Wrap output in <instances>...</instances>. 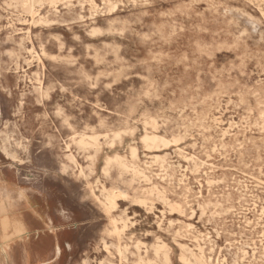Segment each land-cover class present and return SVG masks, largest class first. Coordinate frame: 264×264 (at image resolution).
<instances>
[{"label":"rangeland","instance_id":"1","mask_svg":"<svg viewBox=\"0 0 264 264\" xmlns=\"http://www.w3.org/2000/svg\"><path fill=\"white\" fill-rule=\"evenodd\" d=\"M194 254L264 264V0H0V264Z\"/></svg>","mask_w":264,"mask_h":264},{"label":"bare ground","instance_id":"2","mask_svg":"<svg viewBox=\"0 0 264 264\" xmlns=\"http://www.w3.org/2000/svg\"><path fill=\"white\" fill-rule=\"evenodd\" d=\"M26 2H27V0H26ZM36 2V0H28V4H29V6L30 7H33V5H34V3ZM104 2V1H103ZM32 10V9H31ZM33 14H34V12H33ZM32 17L34 18V16L32 15ZM33 21V20H32ZM31 26V25H30ZM40 59V58H39ZM41 60V59H40ZM44 68V67H43ZM74 137H76V136H74ZM73 137V138H74ZM85 137V136H84ZM144 140H145V142L146 143H148L149 145H151V146H154V145H156L158 142H165V139L164 138H161L160 136H158V135H156V134H152V135H146L145 136V138H144ZM82 143H85V141L84 140H82L81 141ZM74 158V157H73ZM126 160V159H125ZM72 161V160H71ZM110 162V161H109ZM118 162V161H117ZM119 163L121 164V166L122 167H127V165H126V163H124L123 161H121L120 159H119ZM146 163H144V165H145ZM133 166V165H132ZM81 169V168H80ZM148 169V168H147ZM160 170V169H159ZM149 171V170H148ZM165 173V172H164ZM152 175H153V173H152ZM155 175H157V174H155ZM152 177V176H151ZM162 178V177H161ZM157 179V178H156ZM160 181H161V179H160ZM165 183H166V181H165ZM167 184V183H166ZM169 184V183H168ZM153 189H156V188H153ZM166 192V191H165ZM173 195H175V194H173ZM176 196V195H175ZM215 196V195H214ZM200 197V196H199ZM181 198V197H180ZM180 198H178V199H180ZM180 200H182V199H180ZM184 200V199H183ZM197 202V201H196ZM186 203V202H185ZM178 205V204H177ZM186 206V205H185ZM188 207H189V205H187ZM198 209V208H197ZM190 211H191V208H190ZM196 213V212H195ZM194 216V215H193ZM115 224V223H114ZM189 235V234H188ZM196 239V238H195ZM200 239V238H199ZM195 241V240H194ZM203 249V248H202ZM248 255V254H247ZM194 257H195V260H196V262H198L199 264H209L206 260H205V258H204V256L203 255H199V256H197V255H193ZM210 258V257H209ZM211 259V258H210ZM226 259V258H225ZM225 261V260H224ZM223 261V262H224ZM216 263H217V261H216ZM238 263V262H237ZM222 264V263H221Z\"/></svg>","mask_w":264,"mask_h":264}]
</instances>
